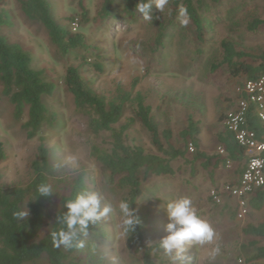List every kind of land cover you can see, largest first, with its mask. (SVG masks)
<instances>
[{"label":"rangeland","instance_id":"rangeland-1","mask_svg":"<svg viewBox=\"0 0 264 264\" xmlns=\"http://www.w3.org/2000/svg\"><path fill=\"white\" fill-rule=\"evenodd\" d=\"M196 1L202 5L206 30L204 44L198 41L190 22L183 24L181 15L174 16L173 0H166L163 9H157L158 0H153L152 19L145 20L139 14L132 22L119 14L101 21L98 16L105 0H49L54 18L74 33H81L92 48V54L103 57L101 74L83 62L81 51L73 52L67 58L61 57L47 29L27 19L18 0H4L0 5L11 16V23L2 28V34L29 52L32 67L47 72L58 86L55 95L44 100L59 116L56 127L45 135L58 177L66 180L77 172H86L92 192L103 197L100 209L111 206V211L98 219L99 232L82 233L81 257L84 259L102 260L101 264H143L142 253L128 250L126 244L125 227L129 214L121 205L127 192H112L103 182L98 165L91 160L87 121L77 113L74 98L65 88L66 72L70 67L79 69L88 85L108 99L114 96L118 84L128 91L135 86L134 94L140 92L143 95L160 128L174 134L177 147H181L180 133L187 127L189 117H193L200 122L202 151L209 156L216 155L220 148L218 135L225 126L221 118L233 109L237 89L246 77L234 78L226 66L215 72L212 68L222 62L221 43L226 39L250 55L264 54V26L256 33L247 29L249 22L264 17V0ZM81 2L91 19L85 27L81 25ZM72 18L75 19L73 24ZM161 23H170L169 29L164 47L153 53L150 46L157 39ZM94 60L90 57L88 62ZM249 62L253 61L250 59ZM132 116L128 112L123 123ZM130 134L138 145L156 152L151 135L139 123ZM0 143L8 157L0 166L1 185L5 188L27 186L34 177L32 163L39 142L29 140L15 121L13 107L3 97L1 85ZM245 164V160L230 163L212 177V168L205 171L198 163L192 174L190 166L180 167V161L176 168L181 169L174 178L149 175L139 202L142 211L152 213L151 227L145 231L146 245L160 247V240L168 235L167 203L186 197L214 228L216 238L203 245L186 243L183 260L174 259L175 250L169 255L160 247L164 260L172 264H239L240 260L245 261L254 254L256 248L249 245L242 229L249 224L262 223L264 208H251L243 220H233V210L226 207L228 201L224 203L226 205H215L209 200L210 192L233 183L238 170ZM106 236L109 239H105ZM90 245L97 247V251L90 249ZM216 248L218 252H214ZM32 264H47V261L43 258Z\"/></svg>","mask_w":264,"mask_h":264},{"label":"trees","instance_id":"trees-1","mask_svg":"<svg viewBox=\"0 0 264 264\" xmlns=\"http://www.w3.org/2000/svg\"><path fill=\"white\" fill-rule=\"evenodd\" d=\"M18 1L28 20L47 29L51 42L61 57L67 58L73 52L81 51L84 53L83 62L92 66L96 73H103V57L92 54V48L81 33H74L54 18L49 0ZM219 1L221 0H214ZM139 2L140 0H105L98 18L107 21L119 14L132 22L141 14L136 10ZM3 3L4 0H0V5ZM172 6L174 16L181 15L187 19L194 28L198 41L204 44L206 30L201 14V2L173 0ZM81 10V25L85 27L91 22L90 13L82 2ZM184 10L186 16L182 15ZM74 21V18L70 19L72 24ZM10 23L11 16L0 8L2 95L12 105L13 117L27 138L37 139L39 146L32 163L34 177L27 186L5 188L1 185L0 176V264H32L43 258L47 264H101L102 260L81 257L82 233L78 236L79 245L74 243L72 247H64L53 243V233L67 230L62 220L68 211L67 202L92 190L88 185L86 172H77L73 178L66 180L58 177L45 135L49 129L56 127L59 116L44 102L45 98L55 95L58 86L47 72L32 67L33 59L29 52L20 44L11 43L2 34V28ZM169 25L170 23L160 24L157 39L150 46L153 53L164 47ZM263 26L264 17L249 22L247 29L256 33ZM221 47L223 59L219 65L213 66L214 72L219 67L226 66L234 78L245 76L249 81L264 76V54L250 55L239 50L236 43L230 39L224 40ZM90 57L95 58L94 62H88ZM250 59L253 62H249ZM64 85L74 98L77 113L87 121L90 158L98 165L103 182L112 192H127L122 204L128 206L129 220L125 227L128 250L142 253L143 264H172L162 258V250L158 245H146L145 231L151 227L152 213L142 211L139 202L144 195L143 186L148 176L174 178L181 169L176 168L181 161L180 167L190 166L192 174L195 173V165L198 163L205 171L212 168L211 176L214 177L213 174L215 175L217 170L229 166L230 163L235 164L243 160L247 162L245 150L224 126V130L218 135V144L225 154L218 152L214 156L207 155L202 151L200 122L193 117H189L187 127L180 133L181 147H177L174 144V134L171 130L160 128L153 109L145 102L143 95L140 92L134 94L135 86L128 91L118 84L114 96L108 99L96 93L75 67L67 70ZM128 112L133 116L123 123ZM225 118L226 115L221 118L223 123ZM137 123L151 135L156 152L147 151L131 138L130 131ZM248 125L259 138L264 136V122L255 113L249 115ZM7 159L4 146L0 143V166ZM245 167L246 164L238 170L239 177ZM42 187L50 190L48 195L40 191ZM209 200L214 203L210 197ZM233 203L235 204L233 200H228L229 205L226 207L233 210L232 219L236 220L237 208ZM250 206L254 210L264 208V189L251 198ZM21 213L27 215L21 216ZM87 231L99 232L98 219L89 222ZM242 232L249 240V245L256 248L255 253L248 256L244 264H264V221L257 225L249 224ZM105 239L109 238L106 236ZM89 248L97 251L94 245Z\"/></svg>","mask_w":264,"mask_h":264},{"label":"clouds","instance_id":"clouds-1","mask_svg":"<svg viewBox=\"0 0 264 264\" xmlns=\"http://www.w3.org/2000/svg\"><path fill=\"white\" fill-rule=\"evenodd\" d=\"M166 0H158L157 9H163ZM152 0H144L137 3L136 10L141 13L145 20H151ZM186 16V10L182 12ZM187 19L182 20L187 24ZM40 191L44 195L49 194L47 187H42ZM103 197L93 192H84L79 194L74 200L66 204L67 212L62 217L63 223L66 224L67 230H61L53 233V243L56 246L72 247L74 243L80 244L78 236L80 233H87L89 222H95L100 216L106 215L111 211V206H105L100 209V202ZM121 207L127 212L128 206L122 204ZM166 213L169 223L166 225L168 235L160 240V247L166 254L171 255L175 250L174 259H184V245L186 243L206 244L212 243L216 238V233L211 224L202 218L191 200L180 198L172 200L166 205ZM21 216L27 213H21ZM216 248L214 252H218Z\"/></svg>","mask_w":264,"mask_h":264},{"label":"built area","instance_id":"built-area-1","mask_svg":"<svg viewBox=\"0 0 264 264\" xmlns=\"http://www.w3.org/2000/svg\"><path fill=\"white\" fill-rule=\"evenodd\" d=\"M251 113H255L264 122V76L257 80H246L237 89L234 107L224 121L226 129L245 150V170L235 182L236 185L230 183L210 192V198L217 205L224 204L229 199L235 201L237 219L240 221L250 213L251 198L264 189V136L259 138L257 133L249 128ZM219 152L225 154L222 148H219ZM239 264H244V261L240 260Z\"/></svg>","mask_w":264,"mask_h":264},{"label":"crops","instance_id":"crops-1","mask_svg":"<svg viewBox=\"0 0 264 264\" xmlns=\"http://www.w3.org/2000/svg\"><path fill=\"white\" fill-rule=\"evenodd\" d=\"M239 179V175L237 176V178H236V180H233V183H235L237 180ZM226 203V202H225ZM223 205H225V204H223Z\"/></svg>","mask_w":264,"mask_h":264}]
</instances>
